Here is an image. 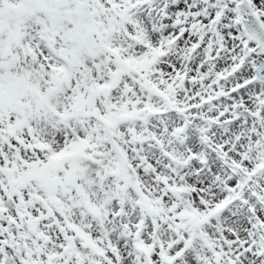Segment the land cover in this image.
Returning <instances> with one entry per match:
<instances>
[{
	"label": "snow or ice",
	"instance_id": "6c2138e0",
	"mask_svg": "<svg viewBox=\"0 0 264 264\" xmlns=\"http://www.w3.org/2000/svg\"><path fill=\"white\" fill-rule=\"evenodd\" d=\"M0 264H264V0H0Z\"/></svg>",
	"mask_w": 264,
	"mask_h": 264
}]
</instances>
